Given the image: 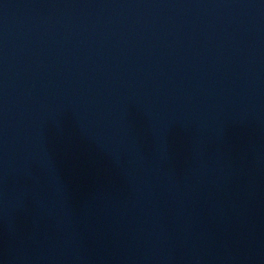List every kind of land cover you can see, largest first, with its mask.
<instances>
[{
    "label": "water",
    "instance_id": "95a60500",
    "mask_svg": "<svg viewBox=\"0 0 264 264\" xmlns=\"http://www.w3.org/2000/svg\"><path fill=\"white\" fill-rule=\"evenodd\" d=\"M0 264H264V0H0Z\"/></svg>",
    "mask_w": 264,
    "mask_h": 264
}]
</instances>
